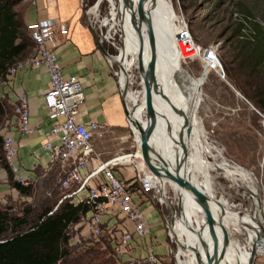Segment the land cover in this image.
<instances>
[{
	"label": "rangeland",
	"instance_id": "rangeland-1",
	"mask_svg": "<svg viewBox=\"0 0 264 264\" xmlns=\"http://www.w3.org/2000/svg\"><path fill=\"white\" fill-rule=\"evenodd\" d=\"M168 1L173 5L180 18L178 25L181 27V36L177 41L180 54L179 66L195 79L201 89V103L196 112L207 136V143L214 148L210 153L205 152V150L203 152V159L205 158V161L212 164L208 174L212 182L213 197L220 198L227 205L228 210L239 213L237 214L238 221L235 224L228 223L227 228L232 242L243 255L248 250L247 242L251 234V230L246 225V223L249 224L247 220L256 217V222L260 221L263 226L262 234H264V111L258 106L257 100L246 96V93H252L251 90L264 86V58H261L264 55V0ZM28 2L29 0L18 2L16 8L20 14L24 15ZM95 2L96 0H85L83 6V21L90 26L91 13L89 9ZM120 6H122L120 0H104L96 25L105 48L111 49L112 52L109 51L116 54L117 59L124 51L122 50L124 37L120 21ZM114 12L118 15L114 16ZM117 17L119 18L117 19ZM197 46L201 49L200 53H197ZM258 46H260L262 53L259 52L257 61H262L259 66L252 69L250 65L252 61L245 56L250 51L257 50ZM34 49L35 46H32L28 53L29 56L32 55ZM213 49L214 53H211ZM207 51L209 52L207 54L210 57L209 60L205 58ZM252 60L255 61L254 58ZM20 63H23V60L15 64L10 70L17 68ZM114 68L119 73L116 74L119 78L121 72L117 66ZM132 69L134 84L131 91L141 101L144 96L141 74L138 65L132 66ZM129 95L134 96L132 92ZM186 96V94L180 95L181 98ZM129 103L133 104L131 97H129ZM190 107L196 108L192 105ZM143 118L146 119V112ZM107 137L113 138L108 141L110 146L122 147L110 155H102L103 160L129 154L131 158L127 159H131V162L127 164L130 166L132 164L136 168V164L142 162L138 155L139 144L132 128L110 132ZM124 137L127 138L123 139ZM191 138L195 139V135L192 134ZM94 148L96 150L95 145ZM191 148L194 152V148L192 146ZM123 163L120 165L122 166ZM139 168L141 167L137 168V172H139ZM225 168H229L231 173L229 174V170H225ZM196 174L195 171L193 178L201 187L204 177L202 175L197 177ZM61 179L49 184L42 178L34 187L33 194L26 198V201L13 203L17 206V210L12 212L16 216H20L23 215L24 210L22 209L26 207L32 209L33 211L28 218L33 221L30 226L34 225L43 209L42 205L55 204L58 198L64 194ZM136 184L139 188V181ZM54 189L56 192L59 191V197L58 193L53 191ZM163 191L167 198L164 201L159 195H152V201L163 216V226L166 232L164 240L158 241L156 238L154 254L156 260L159 257L157 264H164L165 262L176 264L175 254L179 241L173 233L171 223L173 220L180 219L178 206L180 197L173 184L165 185ZM260 203L262 208L259 206ZM198 218L200 221L203 220L202 212H199ZM195 222H197L196 219H194ZM71 232L75 236L78 234L84 245L94 244L107 252L100 240L102 234L96 237L86 226H81L80 229L75 228ZM170 234L174 239L170 237ZM147 246L146 242H143L141 246L139 245L138 249L136 246L130 258L134 262L144 258L149 259L151 247ZM260 250L258 258L264 257V246ZM161 251L168 253L164 254ZM170 254L172 258L169 257ZM180 255L190 256L189 261H186L187 264H193L192 260L195 261L194 255L185 248L180 251Z\"/></svg>",
	"mask_w": 264,
	"mask_h": 264
},
{
	"label": "built area",
	"instance_id": "built-area-1",
	"mask_svg": "<svg viewBox=\"0 0 264 264\" xmlns=\"http://www.w3.org/2000/svg\"><path fill=\"white\" fill-rule=\"evenodd\" d=\"M28 28L35 43L34 52L17 68L10 70L8 76L15 75L25 64L33 67L43 66L49 72L50 85L45 93V102L49 117L56 122L51 135L58 137L59 141L58 143L49 141L45 147L51 152V164L59 165L65 171V176L60 181L65 194L60 203L69 200L75 205L89 208L86 213L80 214L78 223L71 230L86 226L96 237L101 234L107 235L114 247L117 264H134L130 258L131 254L135 247L141 246L143 242L148 244L147 247H151L149 259L157 262L154 254L156 236L153 224L138 197L145 194L160 196L158 178L143 162L137 163V168L141 167L137 175L140 187L135 189L134 185L124 181L115 169L130 157L129 154L103 160L95 150L93 141L100 130L99 124L92 121L87 125L79 119L85 102L83 80L76 75L66 77L57 56V36L58 34L68 36L70 34L68 25L56 17H48L28 23ZM197 47V53H200L201 49ZM208 53L205 52V58L209 60ZM211 53H214V49ZM119 78L122 82V77ZM14 111L21 132L28 134L35 132L30 125V103L25 94L16 103ZM4 150L8 165L14 173H18L16 142L12 136L4 137ZM92 159L98 160L99 164L90 169ZM18 181L24 185L30 183L21 177H18ZM117 213L124 214L126 222L132 227L124 224L121 228L106 225L103 215ZM170 237L174 239L172 234ZM72 239L74 242L80 241L78 234ZM177 244L176 264H187L190 256L180 255L184 247L179 242Z\"/></svg>",
	"mask_w": 264,
	"mask_h": 264
},
{
	"label": "crops",
	"instance_id": "crops-1",
	"mask_svg": "<svg viewBox=\"0 0 264 264\" xmlns=\"http://www.w3.org/2000/svg\"><path fill=\"white\" fill-rule=\"evenodd\" d=\"M48 17H56L69 27L68 36L61 34L57 36V56L66 77L76 75L82 78L85 102L79 119L87 125L92 121L99 124L100 130L94 137V145L100 156L110 155L115 150H120L122 146H110L108 141L113 138H108L107 135L110 132L131 128L126 116L120 78L116 75V69L106 60L92 27L83 21L81 0H29L23 15L26 24ZM28 57L29 55L24 60ZM49 85L50 75L47 68L33 67L30 64H25L15 75L8 76L0 83V99L8 105L1 125V134L15 139L16 163L19 171L14 173L13 177L17 181L18 177H21L28 182L38 184L42 178L55 171L65 174L59 165L51 164V152L45 147L49 141L54 143L59 141L58 137L51 135L56 122L49 117L45 102V93ZM23 94L29 99L30 125L35 129V132L30 134L21 132L20 123L14 111L16 103ZM125 138L127 137L123 139ZM128 159L122 166L115 169L124 181L135 186L139 172H137V166L135 168L132 164L131 166L127 164L131 162V159ZM98 164V160L92 159L90 169L97 167ZM152 195H141L138 199L151 219L156 238L162 241L166 235L163 216L152 201ZM10 199L18 201L24 198L12 185L9 171L0 162V201ZM103 221L112 227L121 228L122 224L132 227L126 222L122 213L104 214ZM255 264H264V257L257 258Z\"/></svg>",
	"mask_w": 264,
	"mask_h": 264
},
{
	"label": "bare ground",
	"instance_id": "bare-ground-1",
	"mask_svg": "<svg viewBox=\"0 0 264 264\" xmlns=\"http://www.w3.org/2000/svg\"><path fill=\"white\" fill-rule=\"evenodd\" d=\"M120 3L122 4L120 6V21L124 37L122 45V50L124 51L120 54L118 60L123 63L121 64L124 70L128 71L132 66L138 65L139 67L140 55H143V62L145 66L147 65L151 56L150 36L144 18L143 4L139 0H125V2L120 0ZM146 6L151 14L159 45L157 76L161 85V95L156 97V132L153 144L173 166L180 165L183 169V174L190 177L194 182L193 175L195 171L197 177L202 175L204 181L201 188L205 187L204 190L214 196L211 190L212 182L208 174L212 164L205 161V158L203 159L204 150L210 153L214 148L208 145L207 136L202 129L196 112L197 107L201 103V89L195 79L179 66L180 54L177 41L181 36V27L178 25L180 18L168 0H148ZM113 15L116 16L118 13L114 12ZM180 92L187 96L181 98ZM129 97L133 99V103L138 100L135 94L134 96L129 95ZM143 100L142 105L135 113V118L146 124V119L143 118L146 112L144 108L145 97ZM190 105L196 108L193 109ZM192 134L195 135V139L191 138ZM137 139L139 141V137ZM189 140L195 153L190 146ZM225 170H229V168H225ZM228 173H231L230 170ZM158 181L160 183V196L165 200L167 198L163 188L168 183L175 184L170 181H162L159 178ZM175 187L179 192L182 209L180 211V219L174 220L171 223V227L180 244L194 255L195 261L192 260V263L198 264L196 263L193 248L199 247L197 230L202 227L204 218L200 221L198 214L199 212L203 213V211L192 193L176 185ZM259 206L262 208L261 203ZM214 207L219 213L217 207ZM237 214L239 213L229 210L225 220L226 226L228 223L235 224L238 221ZM255 218L253 217L254 220L252 218V220H247L249 224L246 223L248 229L251 230L247 242V252L241 255L232 242L226 259L222 264H249L253 246L257 243V249L259 250L264 246L263 226L260 221H258V224ZM194 219L197 222L194 223ZM256 230L258 231L256 232Z\"/></svg>",
	"mask_w": 264,
	"mask_h": 264
},
{
	"label": "trees",
	"instance_id": "trees-1",
	"mask_svg": "<svg viewBox=\"0 0 264 264\" xmlns=\"http://www.w3.org/2000/svg\"><path fill=\"white\" fill-rule=\"evenodd\" d=\"M19 1L21 0H0V83L8 78L10 69L24 60L31 47L35 45L28 24L16 8ZM84 4L85 0L83 6ZM109 50L112 52L111 49ZM259 52L262 53L260 46L245 56L252 61L250 64L252 69L261 64L262 60L257 61ZM261 58H264V55ZM251 91L252 93H246V96L257 100L258 106L264 111V86ZM7 109V103L0 99V128ZM109 159L111 158L107 160ZM0 162L9 171L12 185L24 198L22 200L26 201V198L33 194L36 184L30 182L24 185L14 179V172L6 160L4 136L1 133ZM64 176L65 174L55 171L47 175L44 180L50 184ZM133 188H138V184ZM53 191L58 193L59 197V191L56 192V189ZM64 194L58 198L57 203L42 205L43 209L38 220L32 226L30 225L33 221L28 218L32 209L27 207L22 209L23 215L20 216L12 212L17 210V206L13 203L22 200L0 201V264H117L114 247L107 235L100 237L107 252L94 244L84 245L82 240L73 242L74 234L71 228L78 223L80 214L86 213L89 208L75 205L69 200L60 203ZM169 257L172 258L171 254ZM134 264L153 263L150 259L144 258L135 261Z\"/></svg>",
	"mask_w": 264,
	"mask_h": 264
},
{
	"label": "water",
	"instance_id": "water-1",
	"mask_svg": "<svg viewBox=\"0 0 264 264\" xmlns=\"http://www.w3.org/2000/svg\"><path fill=\"white\" fill-rule=\"evenodd\" d=\"M103 1L104 0H96L89 9L91 13V27L106 60L113 66H117L121 72L122 82H119L126 116L131 128L135 132L136 138L139 137V141L137 139L140 150L138 155L141 157L147 169L160 180L170 181L177 187L193 194L204 216L203 225L197 230L199 247L193 248L196 261L198 264H222L232 244L229 230L225 224V220L229 214L227 205H225L220 198L211 196L207 191L191 180L190 177L185 176L182 167L180 165L173 166L153 144L156 132V97L161 95V85L157 76L159 45L152 17L146 6L148 0H139L143 4V13L149 29L151 49V56L146 66L143 62V55L139 57V71L141 74L142 92L144 94L143 98L145 97L144 108L146 109V124L135 118V113L144 101L143 98L141 101L136 100L132 105L129 103V93L132 92V94H135L131 91L134 84L133 69H128V71L124 70L121 64L122 62L117 60L116 54H112L105 48L103 40L97 32L96 25ZM178 206L181 211V199ZM214 206L217 207L219 213L215 210ZM173 211H176L174 207ZM257 246V243L253 246L249 264H255L260 255Z\"/></svg>",
	"mask_w": 264,
	"mask_h": 264
},
{
	"label": "flooded vegetation",
	"instance_id": "flooded-vegetation-1",
	"mask_svg": "<svg viewBox=\"0 0 264 264\" xmlns=\"http://www.w3.org/2000/svg\"><path fill=\"white\" fill-rule=\"evenodd\" d=\"M257 205V204H256Z\"/></svg>",
	"mask_w": 264,
	"mask_h": 264
}]
</instances>
